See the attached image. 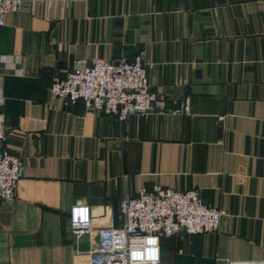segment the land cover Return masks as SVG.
<instances>
[{
	"label": "crops",
	"instance_id": "1",
	"mask_svg": "<svg viewBox=\"0 0 264 264\" xmlns=\"http://www.w3.org/2000/svg\"><path fill=\"white\" fill-rule=\"evenodd\" d=\"M33 2L0 26L4 145L24 163L0 200V264H89L99 236L71 234L73 206L119 226L124 199L156 185L228 212L162 238L165 264L264 261V0ZM139 54L165 99L148 117L51 95L55 75Z\"/></svg>",
	"mask_w": 264,
	"mask_h": 264
},
{
	"label": "built area",
	"instance_id": "2",
	"mask_svg": "<svg viewBox=\"0 0 264 264\" xmlns=\"http://www.w3.org/2000/svg\"><path fill=\"white\" fill-rule=\"evenodd\" d=\"M33 7V0H0V26L5 24L7 13H31ZM50 92L66 104L81 100L93 110L120 120L135 114L148 117L165 108V99L150 84L142 54L118 63L94 58L89 66L55 75ZM3 101L0 82V108ZM7 135L4 114L0 112V200L15 196L24 172L22 158L4 145ZM227 214V210L207 203L199 189L143 186L136 196L124 199L121 225L97 226L88 206L75 205L68 230L75 236L98 234V244L89 252V264H165L162 238L180 232L216 231ZM230 264H264V261Z\"/></svg>",
	"mask_w": 264,
	"mask_h": 264
}]
</instances>
